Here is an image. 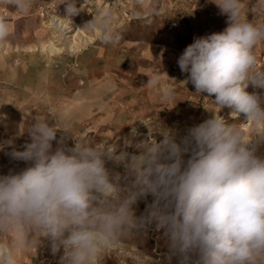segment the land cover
<instances>
[{
	"label": "clouds",
	"instance_id": "9594fccd",
	"mask_svg": "<svg viewBox=\"0 0 264 264\" xmlns=\"http://www.w3.org/2000/svg\"><path fill=\"white\" fill-rule=\"evenodd\" d=\"M4 2L24 15L33 4ZM81 2L64 0L65 17L79 15ZM210 2L228 17V26L195 38L177 64L187 76L183 82H190L195 93L214 95L221 110L243 114L250 132L215 115L188 129L179 142L174 132H161L159 142L150 134L140 153L129 157L123 150L117 154L116 146L100 147L47 119H35L25 129L30 142L23 150L6 142L12 146L7 154L28 166L0 175V264H18L39 237L51 240L53 254L63 250L61 264H101L109 250L153 217L158 227L167 228L181 264H264V155H258L264 144V92L255 91L264 90V71H257L255 55L264 41V22L246 18L247 0ZM251 11L264 14V0ZM83 27L97 31L105 44L118 40L109 10ZM12 31L0 15V42ZM148 77L143 87L160 89L162 102L174 97L161 74ZM108 162L123 166V178L110 172ZM149 194L165 201L164 210L158 217L150 212L137 218L133 205Z\"/></svg>",
	"mask_w": 264,
	"mask_h": 264
},
{
	"label": "rangeland",
	"instance_id": "374dc122",
	"mask_svg": "<svg viewBox=\"0 0 264 264\" xmlns=\"http://www.w3.org/2000/svg\"><path fill=\"white\" fill-rule=\"evenodd\" d=\"M63 2L33 0L24 15L0 0V15L13 28L0 42V175L28 166L7 154L12 146L6 142L23 150L30 142L25 129L35 119H47L100 147L116 146L117 154L123 150L129 157L140 153L139 146L150 134L159 142L161 132H174L179 142L188 129L215 115L250 132L243 114L221 110L214 95L195 93L190 82H183L187 76L177 64L195 38L228 26V17L210 0H82L77 5L80 14L72 19L65 17ZM257 5L258 0H247L249 21H258L259 14L251 11ZM101 10L111 12L117 42L105 44L97 31L83 27ZM50 45L55 51H49ZM255 55L257 71H264V41ZM154 73L174 90L171 100L162 102L160 89L143 87ZM246 90L254 91L252 85ZM60 136L58 132L57 139ZM258 155H264V144ZM106 167L123 178L122 165L108 162ZM164 203L149 194L133 205V211L137 218L150 212L158 217ZM158 223L153 217L146 228L134 229L102 257L101 264H181L183 257L173 252L167 228ZM51 243L39 237L36 248L23 254L18 264H61L63 250L53 254Z\"/></svg>",
	"mask_w": 264,
	"mask_h": 264
},
{
	"label": "bare ground",
	"instance_id": "6f19581e",
	"mask_svg": "<svg viewBox=\"0 0 264 264\" xmlns=\"http://www.w3.org/2000/svg\"><path fill=\"white\" fill-rule=\"evenodd\" d=\"M56 23H57V22H56ZM52 24H53V23H52ZM64 25H65V24H64ZM61 26H63V25H61ZM64 27H65V26H64ZM53 28H54L55 30H57V31H61V29H62L61 27H58V25H54ZM60 28H61V29H60ZM43 46H44V45H43ZM43 46H42V48H44ZM49 47H50V49H49L50 52L55 51V48H53L52 45H50Z\"/></svg>",
	"mask_w": 264,
	"mask_h": 264
},
{
	"label": "crops",
	"instance_id": "0c3cea01",
	"mask_svg": "<svg viewBox=\"0 0 264 264\" xmlns=\"http://www.w3.org/2000/svg\"><path fill=\"white\" fill-rule=\"evenodd\" d=\"M258 21L257 22H264V14H259V16H258V19H257ZM3 63V62H2Z\"/></svg>",
	"mask_w": 264,
	"mask_h": 264
}]
</instances>
